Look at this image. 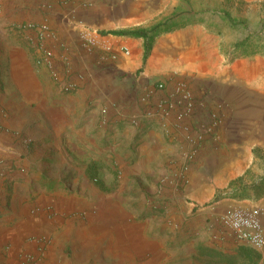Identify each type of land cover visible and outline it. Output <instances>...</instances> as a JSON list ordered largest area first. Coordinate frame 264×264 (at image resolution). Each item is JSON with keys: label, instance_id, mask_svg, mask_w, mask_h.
Masks as SVG:
<instances>
[{"label": "crops", "instance_id": "crops-1", "mask_svg": "<svg viewBox=\"0 0 264 264\" xmlns=\"http://www.w3.org/2000/svg\"><path fill=\"white\" fill-rule=\"evenodd\" d=\"M83 1L0 0V264H27L25 254L40 250L33 237L42 234L51 240L39 264H108L115 245L130 264H210L209 255L198 254L199 246L214 245L210 222L205 211L192 214L195 190L174 185L177 166L198 115L215 102L206 91L237 85L257 97L264 56L235 57L225 68L222 39L202 23L174 21L187 19L185 12L165 18L171 28L144 61V38L92 30L102 23ZM31 22L52 28L45 39L50 58L36 47V31L20 29ZM108 47L117 58L102 57ZM184 78L194 110L165 121L146 117ZM158 82L166 88L149 97ZM195 176L191 170L188 177ZM150 206L165 214L131 219ZM168 240L173 250L166 252Z\"/></svg>", "mask_w": 264, "mask_h": 264}, {"label": "rangeland", "instance_id": "rangeland-1", "mask_svg": "<svg viewBox=\"0 0 264 264\" xmlns=\"http://www.w3.org/2000/svg\"><path fill=\"white\" fill-rule=\"evenodd\" d=\"M181 1L185 3L174 5L173 0H84L81 7L96 11L102 24L92 30L99 33L109 29L150 26L157 19L190 12L187 19L174 21L202 23L218 35L222 39L225 68L235 57L264 56V3L220 6L207 3V0ZM195 77L191 79L195 80ZM181 80L188 82L186 78ZM230 88L218 92L209 88L206 91L212 94L215 102L198 115L197 133L189 138L190 145L184 150L185 161L177 166L180 174L174 185L179 189L195 190L200 200L189 199L191 204L194 202L192 214L205 211L206 220L210 222V231L206 235L213 239L214 245L199 246V255H209L210 264H217L218 260L220 263L224 260L225 264H264V249L252 250L235 243L232 239L234 233L219 218L221 210L229 205L260 207L264 223V186H257L264 179V81L259 83L257 97L249 89H240L237 85ZM191 170L196 175L192 179L188 177ZM116 181L112 175L108 178L111 185ZM163 209L156 206L139 209L131 219L139 221L151 215H162L165 214ZM154 232L164 235L168 231L155 229ZM219 237H224L223 243L218 241ZM173 243L171 240L164 242L163 250L172 251ZM114 247L113 259L108 264H130L121 251L122 247ZM65 252L71 257L75 254L70 244ZM165 264H173V261Z\"/></svg>", "mask_w": 264, "mask_h": 264}, {"label": "built area", "instance_id": "built-area-1", "mask_svg": "<svg viewBox=\"0 0 264 264\" xmlns=\"http://www.w3.org/2000/svg\"><path fill=\"white\" fill-rule=\"evenodd\" d=\"M20 29L36 31L37 36L34 38L36 47L50 58L51 52L48 50L45 39L53 34L52 28L48 25L31 22L21 24ZM124 50L129 53L128 49ZM107 55L114 59L118 56L110 47L106 49L102 57L105 58ZM49 58L47 60L49 65L52 66V61ZM165 88V82H158L156 83V88L149 90L148 96L150 97L156 91L164 90ZM195 105L196 97L190 84L185 80H181L176 84L170 95L166 96V98L163 97L154 110L147 112L146 117H158V119L165 121L169 120L172 114L175 113L176 117L182 118L191 113ZM261 211L260 207L229 206L219 215V218L225 227L234 232L241 243L256 250H262L264 249V223ZM33 238H36L41 243L40 250L38 253L28 252L25 254L27 264H39V261L45 255L46 244L51 240L45 234L34 236Z\"/></svg>", "mask_w": 264, "mask_h": 264}, {"label": "trees", "instance_id": "trees-1", "mask_svg": "<svg viewBox=\"0 0 264 264\" xmlns=\"http://www.w3.org/2000/svg\"><path fill=\"white\" fill-rule=\"evenodd\" d=\"M170 28L171 26H169V19H165L163 21H159L153 24L150 27L110 29V30H102L101 33L104 35L113 34L119 36H135V37L144 38V43H145L144 61H146L153 48L155 38L159 36L162 32L168 31ZM257 186L258 187L264 186V179L260 181V183H258ZM246 256H252V255H246ZM256 256L258 258L261 257V255H256Z\"/></svg>", "mask_w": 264, "mask_h": 264}, {"label": "bare ground", "instance_id": "bare-ground-1", "mask_svg": "<svg viewBox=\"0 0 264 264\" xmlns=\"http://www.w3.org/2000/svg\"><path fill=\"white\" fill-rule=\"evenodd\" d=\"M130 54V53H129Z\"/></svg>", "mask_w": 264, "mask_h": 264}]
</instances>
